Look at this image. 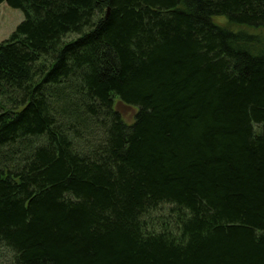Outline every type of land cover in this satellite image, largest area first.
Listing matches in <instances>:
<instances>
[{"label":"trees","instance_id":"obj_1","mask_svg":"<svg viewBox=\"0 0 264 264\" xmlns=\"http://www.w3.org/2000/svg\"><path fill=\"white\" fill-rule=\"evenodd\" d=\"M2 3L10 264H264V0Z\"/></svg>","mask_w":264,"mask_h":264},{"label":"rangeland","instance_id":"obj_2","mask_svg":"<svg viewBox=\"0 0 264 264\" xmlns=\"http://www.w3.org/2000/svg\"><path fill=\"white\" fill-rule=\"evenodd\" d=\"M23 20L21 10L9 7L6 3L0 4V43L7 40L17 25ZM217 24L225 26L232 30H243L249 34L257 35L264 39V27H247L230 25L224 18L215 20ZM115 109L119 111L123 119L127 123H131L134 119L136 109L122 104L119 101L115 102ZM0 264H10V253L7 250L0 249Z\"/></svg>","mask_w":264,"mask_h":264}]
</instances>
